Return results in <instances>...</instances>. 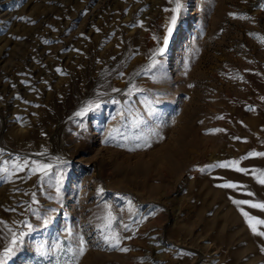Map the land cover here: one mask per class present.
Returning a JSON list of instances; mask_svg holds the SVG:
<instances>
[{"label": "rangeland", "instance_id": "obj_1", "mask_svg": "<svg viewBox=\"0 0 264 264\" xmlns=\"http://www.w3.org/2000/svg\"><path fill=\"white\" fill-rule=\"evenodd\" d=\"M182 5L165 47L170 0H0L6 264H264V0Z\"/></svg>", "mask_w": 264, "mask_h": 264}, {"label": "snow or ice", "instance_id": "obj_2", "mask_svg": "<svg viewBox=\"0 0 264 264\" xmlns=\"http://www.w3.org/2000/svg\"><path fill=\"white\" fill-rule=\"evenodd\" d=\"M171 3H174L175 7L171 10L173 15L170 17V26L167 28V36H165L163 38V43L164 46L166 47L168 44V37H170L172 35V30L173 27L176 24L177 18L180 15L181 9L183 7L182 5V0H170ZM262 7H264V5H262ZM167 11V9H166ZM20 19H25L24 17H20ZM156 37H154L155 39ZM264 42V41H262ZM157 52L159 54H163L164 52V48H159L157 50ZM159 65V67H157ZM151 69H156V71L160 72L161 75L163 74V66L160 64V61L155 59V54L152 58V63L149 66V70ZM114 91H116L114 89ZM96 107H99V105L97 104ZM92 110V104L87 105L85 108L81 109V111L77 112L75 115L76 116H83L84 114H86L87 112ZM219 131V130H218ZM108 141L106 140L105 143H107ZM121 147H123L124 145H119ZM137 148L140 147H150V144L147 140L144 141L143 144H137L136 145ZM132 150V149H129ZM250 156H264V153H249ZM27 161H24V165H27ZM35 164V167L32 169V171L35 172H41L44 175H48V170L51 168L50 164H41L39 162H33ZM238 164V162H224V163H220L218 165H212L211 167H223V168H228L231 166H234ZM17 168V170H23V166L17 164L15 166ZM235 170L237 172H242L247 174L248 170L244 169V168H240V167H235ZM203 171V169H202ZM0 172H7L6 168H0ZM264 175V174H262ZM259 182L261 184H264V178H260ZM220 187H224V188H237L239 187L238 185L234 184V183H225L223 185H219ZM248 195H252V193H248ZM235 204L238 205H247L252 209H259V210H264V202H253V201H249V200H234L233 201ZM241 213L242 215L246 218V222L249 225V228L251 229V231L254 234H257L261 237H264V231H258L257 225H261L264 226V219H259L257 217L254 216H250L248 212L244 211L243 208H241ZM109 218H111V214L109 213ZM48 221L45 220L44 223H47ZM27 227L31 230L32 225H27ZM24 233H21L20 236L23 237ZM103 244L108 248V249H118L121 252H127L129 251L128 248L125 247H121L120 246V237L118 234L112 233L110 231L105 232V234L103 235ZM18 245V239L15 237H13L12 241H11V245L7 248H5L4 252L2 255H0V264H6V258L10 257L11 255L14 254V249L15 247ZM99 246V245H97ZM87 251V241L83 238V236H81L79 238L78 241V246L71 251V255L68 257L67 260H65L63 262V264H78V260L80 257H82ZM42 255L44 253H41ZM57 264H60V261L57 260Z\"/></svg>", "mask_w": 264, "mask_h": 264}]
</instances>
